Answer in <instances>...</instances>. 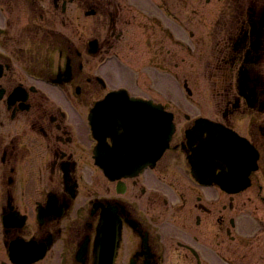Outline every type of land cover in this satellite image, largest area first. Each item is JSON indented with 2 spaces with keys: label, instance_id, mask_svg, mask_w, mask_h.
I'll return each mask as SVG.
<instances>
[{
  "label": "flooded vegetation",
  "instance_id": "af4514ba",
  "mask_svg": "<svg viewBox=\"0 0 264 264\" xmlns=\"http://www.w3.org/2000/svg\"><path fill=\"white\" fill-rule=\"evenodd\" d=\"M140 7L0 0V264H96L109 207L121 218L116 264H237L238 199L251 192L246 205L264 202V0H153L150 33ZM143 67L172 72L177 86L207 77L215 113L180 114L173 92L164 103L176 125L170 148L154 167L112 179L97 165L90 113L119 90L153 101ZM128 122H108L109 166ZM217 130L258 151L247 190L216 182L227 176ZM257 211L248 214L254 226Z\"/></svg>",
  "mask_w": 264,
  "mask_h": 264
},
{
  "label": "rangeland",
  "instance_id": "374dc122",
  "mask_svg": "<svg viewBox=\"0 0 264 264\" xmlns=\"http://www.w3.org/2000/svg\"><path fill=\"white\" fill-rule=\"evenodd\" d=\"M140 12L139 15V23L143 25H147L150 29L147 32L153 31V0H140ZM210 21L206 22V30H211L213 23L209 24ZM210 25V27H209ZM209 28V29H208ZM142 32L137 30L138 36H141ZM126 50V61L132 65H137V62L134 61V53H129ZM142 58H149V54H141ZM134 63V64H133ZM132 65H130L132 67ZM208 68L206 67L205 70H202L203 73L206 74ZM133 74V70L130 71ZM153 72V98L156 101H160L163 103H167L168 96H171L174 92L178 95V99L174 101L177 106L182 105L184 108L179 110L180 114H184L188 112L189 114H214L213 109H215V104L212 102L213 87L206 79L202 81H194L193 84L190 85L191 89L193 90V95L188 96L186 91L182 88L181 90L178 86L174 83L172 79V72L167 73L165 71H160L153 68V71L149 67H143L139 69L140 73V81L142 84H149V80L151 79V75ZM213 72V71H212ZM173 107H176L173 105ZM178 110V108H175ZM217 111V110H216ZM262 184H264V179ZM256 196V193H246L243 194L239 199V216L237 220V247H238V255H237V264H249V262H253L252 264H264V257L262 258L261 254H264V223H259L264 221V202L261 199H252V203L250 205H246L249 198L248 197ZM245 201V205L242 203ZM250 208L251 211H246L247 208ZM258 209L257 216H260L258 219V223L254 226L248 219L249 213L252 212L253 209ZM244 210V211H241ZM263 220V221H262ZM248 244H251L250 247ZM253 251H259V255H256V259L251 261L248 259L249 248ZM226 264V263H222Z\"/></svg>",
  "mask_w": 264,
  "mask_h": 264
},
{
  "label": "water",
  "instance_id": "95a60500",
  "mask_svg": "<svg viewBox=\"0 0 264 264\" xmlns=\"http://www.w3.org/2000/svg\"><path fill=\"white\" fill-rule=\"evenodd\" d=\"M118 96L120 95L114 94L106 101L99 103L94 109L93 114H104V112L107 110L108 105H110L111 100H113L114 98H118ZM118 100H120L121 104L120 110L126 112H137L134 115V120L137 128L139 127L137 121L140 119V117L143 119L153 120V126L149 127L153 136L152 146L151 149L148 148L147 150H145L148 151L149 154L151 152V159L153 163H155L168 147L172 134L174 132V124L172 122L171 113L165 111L162 105H157L154 103L152 104L150 102L132 99L123 100L121 98H119ZM95 131L97 132V134L102 135V129L99 126L95 127ZM143 165H146V163H142L141 166L140 164L134 166L132 167V169H139ZM118 226L119 222L116 214L114 212H109L108 214L106 213L102 219L100 228L97 264H114L118 241Z\"/></svg>",
  "mask_w": 264,
  "mask_h": 264
}]
</instances>
